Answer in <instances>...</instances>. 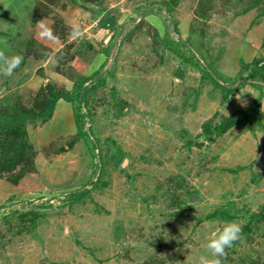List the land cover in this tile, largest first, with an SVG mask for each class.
I'll return each instance as SVG.
<instances>
[{"label":"rangeland","instance_id":"obj_1","mask_svg":"<svg viewBox=\"0 0 264 264\" xmlns=\"http://www.w3.org/2000/svg\"><path fill=\"white\" fill-rule=\"evenodd\" d=\"M0 53V264H264V0H0Z\"/></svg>","mask_w":264,"mask_h":264},{"label":"clouds","instance_id":"obj_2","mask_svg":"<svg viewBox=\"0 0 264 264\" xmlns=\"http://www.w3.org/2000/svg\"><path fill=\"white\" fill-rule=\"evenodd\" d=\"M37 27L42 30L39 33L41 38L48 40L57 39L53 34V30L43 20L37 22ZM81 34L79 28H74L72 31L73 38H78ZM23 59L24 57L21 55L9 57L0 53V74L8 77L13 76L15 70L22 64ZM241 232V224L237 221L227 222L221 228L216 229L205 245L209 255H201L199 264H222V258L225 257L226 250L233 247L235 242L241 238ZM175 264H179V261H176Z\"/></svg>","mask_w":264,"mask_h":264},{"label":"trees","instance_id":"obj_3","mask_svg":"<svg viewBox=\"0 0 264 264\" xmlns=\"http://www.w3.org/2000/svg\"><path fill=\"white\" fill-rule=\"evenodd\" d=\"M151 12H152V9H149V10H146L145 12L141 13V15L144 16V15H147L148 13H151ZM108 24H109V22H108V21H107V22L105 21L103 26L106 28V27L109 26ZM95 76L98 77V78H97V79H98L97 83L102 82V77H101V75H100V71H98V72L95 74ZM95 76H94V77H95ZM94 77H93V78H94ZM214 82H215V81H214ZM90 88L92 89V88H95V87H94V86H92V87L90 86ZM84 89L87 90V88H84ZM56 97L58 98V97H62V96H59V93H56V95L54 96L53 103H54L55 100H57ZM67 97H68V96H67ZM77 97L79 98L80 102H83V100H84V98H85V95L83 94V92H79L78 95H77ZM52 105H53V104H51V105L48 106V110H49V112H50V110L52 109ZM49 112H48V114H49ZM257 121H258V123H260L259 119H258ZM260 124H262V123H260ZM223 127H224L223 124L219 125V126L217 127V132H221L222 130H224Z\"/></svg>","mask_w":264,"mask_h":264}]
</instances>
